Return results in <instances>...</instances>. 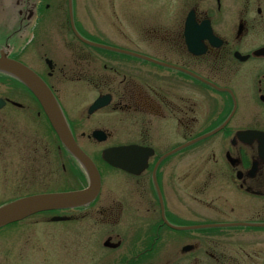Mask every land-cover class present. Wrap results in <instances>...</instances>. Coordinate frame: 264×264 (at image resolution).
I'll list each match as a JSON object with an SVG mask.
<instances>
[{"label": "flooded vegetation", "instance_id": "af4514ba", "mask_svg": "<svg viewBox=\"0 0 264 264\" xmlns=\"http://www.w3.org/2000/svg\"><path fill=\"white\" fill-rule=\"evenodd\" d=\"M118 1L117 55L72 36L69 19L49 53L56 63L42 41L30 52L46 70L31 69L96 167L98 193L3 227L22 234L0 242V264H264V0H107L115 17ZM55 3L11 0L9 11L22 29L45 22L44 10L68 14L67 3ZM0 97V113L22 110L41 136L17 140L15 120H0V156L12 155L4 177L15 195L0 206L86 189L88 174L39 104ZM49 145L54 179L33 178L31 166L17 172L18 155L42 161L37 153L48 155ZM119 148L108 163L104 152Z\"/></svg>", "mask_w": 264, "mask_h": 264}, {"label": "rangeland", "instance_id": "374dc122", "mask_svg": "<svg viewBox=\"0 0 264 264\" xmlns=\"http://www.w3.org/2000/svg\"><path fill=\"white\" fill-rule=\"evenodd\" d=\"M55 1L59 4L61 2V7L64 6L66 9L67 0H44L48 6L54 8ZM114 6L116 8V17L114 13L110 11V6L107 0H77L76 10L75 4L73 2L72 7L74 10L72 11V20L69 19V15L67 11L55 13L54 10H44L45 22H36L35 20L32 23V27H23L22 29H18V25H15L16 20H12L13 15L8 14L10 9L0 11V49L3 46H8V53L10 56L28 67L32 68V66L39 70H46L43 62L36 63L30 57V52L37 49V46L42 41L45 45V53L48 54L49 59H51L54 63L57 62L55 57H50L52 54L50 50L58 49L57 41L60 40V24L70 23V34L75 35L76 38L80 37L81 39L91 40L90 42H100L102 40H111L116 42V47H108V48H100L99 52L103 54L117 55L116 50L114 49H122V38L119 33H117L114 27L111 26L112 23H117L122 21L120 16V12L117 11V8L120 9V2H114ZM1 7H6L2 6ZM12 20V21H11ZM72 24V25H71ZM40 25H42V30L45 32L46 37H40ZM59 26V28H58ZM12 27L14 30L12 31ZM66 29V28H65ZM16 31V34L14 32ZM67 31V30H66ZM131 34L130 32H128ZM10 34H13L12 36ZM78 37H77V36ZM135 36V35H134ZM98 44V43H96ZM107 49V50H106ZM54 59V60H53ZM2 82V83H1ZM0 94L4 96H12L13 99L22 105H27L25 100H33V97L22 87L18 86L16 83L13 84L7 78H0ZM10 88V90L8 89ZM10 108V107H8ZM9 114L13 113L12 109H8ZM16 116L11 117L8 113H0V120L2 118L5 119L3 123H16V131L18 133L17 140L22 141L23 138L29 137L33 140L34 137H41L37 135V127L36 123H23L26 121L24 112L22 110L16 109ZM6 116H5V115ZM4 115V116H3ZM36 110L32 113V120H35ZM4 121V120H3ZM20 121V123H17ZM8 131L9 129H5ZM42 133L44 132L41 130ZM49 136V135H48ZM52 136V135H50ZM18 137H23L19 138ZM3 142L1 141V145ZM5 146V145H4ZM34 149V147L32 148ZM48 155H45L42 151H39L37 154L44 155V159L41 161L40 157H36V153L33 154L31 161L24 159V153L22 155H18L16 161V169L19 172V169H28L30 166V170L37 171L36 173H31L32 177H40L41 179L48 178L54 179L56 176V164L55 162L56 156L54 155V151H52L51 146H48ZM3 153V152H0ZM48 161V165H47ZM54 162L55 165H51L49 163ZM12 163V155L7 150L6 154H1L0 156V203L4 202L9 198H14V194L9 196L8 193V178L4 177L5 174H9L5 171L10 170ZM104 169V168H103ZM24 175V174H23ZM44 188V187H43ZM51 190V189H50ZM38 218V217H37ZM36 218V219H37ZM22 227L14 226L3 228L0 230V242L4 244H8L15 240L20 239V235L22 234Z\"/></svg>", "mask_w": 264, "mask_h": 264}, {"label": "water", "instance_id": "95a60500", "mask_svg": "<svg viewBox=\"0 0 264 264\" xmlns=\"http://www.w3.org/2000/svg\"><path fill=\"white\" fill-rule=\"evenodd\" d=\"M69 8H71L70 2ZM0 72L14 77L31 92L40 104L58 139L65 149L80 162L89 177V185L82 191L32 195L1 206L0 228L37 213L74 207L92 201L99 190V175L96 167L75 144L68 125L49 88L31 69L8 58L3 52L0 53ZM3 104L4 102L0 100V106ZM116 152H120V148L105 151V160L110 164H114L109 157Z\"/></svg>", "mask_w": 264, "mask_h": 264}]
</instances>
